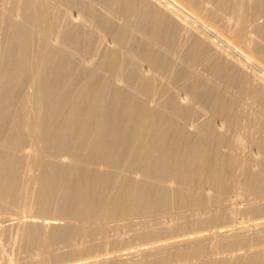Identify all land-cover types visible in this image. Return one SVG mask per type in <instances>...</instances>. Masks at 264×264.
Masks as SVG:
<instances>
[{"label": "bare ground", "instance_id": "obj_1", "mask_svg": "<svg viewBox=\"0 0 264 264\" xmlns=\"http://www.w3.org/2000/svg\"><path fill=\"white\" fill-rule=\"evenodd\" d=\"M262 17L264 0H0V212L52 219L7 264H264V220L222 228L264 219Z\"/></svg>", "mask_w": 264, "mask_h": 264}, {"label": "rangeland", "instance_id": "obj_2", "mask_svg": "<svg viewBox=\"0 0 264 264\" xmlns=\"http://www.w3.org/2000/svg\"><path fill=\"white\" fill-rule=\"evenodd\" d=\"M154 4H158L161 5L163 2L167 1V0H151ZM75 13V12H74ZM184 15V19H186V25L189 27H196L198 26V23L193 19V17L189 14H181ZM264 21V18H258L257 19V23H262ZM211 38L215 41H217L218 43H221V45L219 44L220 47V53L222 54V56H224L226 58V60L234 63L238 60L241 59V57L239 56V51L237 50V48H235L234 45L232 44H226L223 41H219L218 38H216L214 35H211ZM226 45H225V44ZM105 44V45H104ZM113 47V43L111 41V38L106 39L105 42L103 43L102 47ZM178 54L183 52V48L179 47L177 49ZM255 69L258 71L259 74L263 73L264 70L261 67H255ZM146 72V71H144ZM157 102V100H156ZM249 103H252V100L248 101V105ZM253 104V103H252ZM198 122L201 121V119L197 120ZM219 129V127H218ZM251 133H254L255 128H253L251 130ZM248 154L255 156L254 158H257L256 153L248 148H242L241 150H239L238 155L240 158H243L245 156H247ZM240 171H236L235 172V176H239ZM34 180H35V173L31 172L29 174H25L23 176V183L25 185V187L27 188L28 192H31L34 190ZM254 203V200L251 199H238L236 201V203H231V207H238L239 209H242L246 206H249L251 204ZM29 204H27L28 206ZM22 208L21 210H24V212H21L20 209H18L17 211H14L12 213H1L0 212V264H7L8 260L11 261H15L16 259H18L20 256L19 253V247H20V234H21V230H22V226L24 223L26 222H32L31 220H35V223H42L43 220H52V219H43V218H39V217H31L29 216V211H27V208ZM31 214V213H30ZM32 215V214H31ZM238 221H230L229 223L225 224L222 226L223 230L229 231L232 229H240V228H246V226H248L251 223L254 222H260L263 221L264 219L262 218H258V217H252V216H244L242 218H237ZM58 224H63L64 221L63 220H55ZM118 223H122V222H118ZM47 225V224H44ZM112 225V224H111ZM48 228H46L45 231H47ZM215 230L213 231H201L199 232V234H204V235H210L212 234ZM209 234H208V233ZM193 238H175L172 240H163V241H159L158 244H168V243H181L184 241H188V240H192ZM42 247V248H41ZM260 250H262L264 252V247L263 246H259L258 247ZM41 249H43V244L42 241H40L38 243V245L35 247L34 251L37 253L39 252ZM66 248L62 245L57 246L55 249L56 253H63L64 250ZM238 252H242V251H238ZM2 255V256H1ZM33 255V256H32ZM7 257V258H6ZM109 257V255H100V256H96L94 259H105ZM129 256L126 254H121L119 256V260H125L127 259ZM28 258L31 259L32 264H89L90 260H94V259H86V256H75V257H60L58 258V260L56 261H50V260H44L42 259L41 256H39L38 254H31ZM29 260V259H28Z\"/></svg>", "mask_w": 264, "mask_h": 264}]
</instances>
